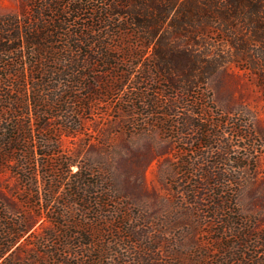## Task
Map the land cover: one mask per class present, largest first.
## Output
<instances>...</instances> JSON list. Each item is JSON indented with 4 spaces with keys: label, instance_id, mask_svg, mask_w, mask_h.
I'll use <instances>...</instances> for the list:
<instances>
[{
    "label": "rangeland",
    "instance_id": "374dc122",
    "mask_svg": "<svg viewBox=\"0 0 264 264\" xmlns=\"http://www.w3.org/2000/svg\"><path fill=\"white\" fill-rule=\"evenodd\" d=\"M88 1L91 6L98 3V7L99 2L102 7L110 2ZM50 2L0 0V18L14 15L23 20L30 11L35 21L27 22L25 29L46 23L51 26L57 15L46 9ZM60 17L71 21L66 13ZM85 23L61 24V28H66L63 30L50 27L48 33L55 40V47L72 46L73 32H83L79 26ZM116 28L117 21L113 16L112 25H105L103 29L98 27L100 32H91V37L107 48L96 46L91 51L87 48L88 59H95L98 65L95 72H79L82 76L93 77L92 80L81 78L80 83L85 86L82 95L87 96L89 83L94 86L105 83V68L95 51L101 49L102 53L115 58L122 57V53L113 50L117 41ZM208 43L213 45L210 50L209 45L203 43L195 48L196 51L208 55L209 60L228 59L230 55L226 48L213 41ZM93 45L90 42V46ZM141 50L143 58L135 65L127 61L110 62L112 67L123 73L128 71L130 76L125 83L112 82L109 76L108 82L113 83V88H121L114 90L106 101H94L90 112L63 116L53 110L58 113L57 117L44 115L22 119L30 126L28 144L22 150L25 152L32 147L35 151L33 161L37 164L38 194H32V203H23L21 200L29 193L20 181V172H14L13 162L0 168L1 216L14 220L33 219L27 234L9 250L7 261L1 259L0 264H52L49 256L61 250L56 239L59 234V226L54 221L57 214L64 212L69 220L79 219L76 209L65 212L60 205L44 202L45 176L42 172L45 168L40 164L50 162L44 155H50L48 144L56 142L58 145L53 157L50 155L51 159L63 162L69 159L77 166L91 165L98 177L107 181L113 190V236L104 238L110 251L104 253L98 263L89 259V255L97 254V250L85 248L73 240L71 251L60 252L58 264H264V98L257 86L260 83L257 75L227 62L194 82L205 94L203 116L188 112L191 109L188 102L192 100L188 98V102L178 106L174 113L163 117L159 113L150 114L154 107L150 106L149 99L155 91L163 89V84L159 83L166 82L143 81L141 70L153 62L147 50ZM26 52L27 49L22 54ZM82 55L85 53L76 56L82 60ZM4 60L5 64L20 62L15 54ZM1 67L2 64L0 75L5 71ZM6 86L7 83H0V97H5ZM14 94L15 89L8 97ZM140 96H144L141 99L144 102H140ZM158 99L155 106L166 109L169 105L166 98L160 95ZM7 107V103L0 102V110ZM73 109L77 110L76 107ZM8 116L1 114L0 118ZM161 119L173 128L163 131ZM188 122L207 127L205 134L192 129L181 133V125ZM60 125L65 128L61 129ZM5 127L7 124L2 122V128ZM42 135L47 142H40ZM200 139L209 145H200ZM71 169L75 171L77 167ZM215 181L224 183L222 191L219 185L212 186ZM224 199L232 201L228 210ZM64 200L65 197H61L59 202ZM89 219V215L83 217L85 222ZM230 222L240 224L239 232L248 235L238 239L231 237L237 231L228 230ZM127 229L133 230L134 238L139 242L128 244L123 240L127 237ZM69 230L76 235V229ZM240 239L250 248L239 246ZM145 248L150 253H140Z\"/></svg>",
    "mask_w": 264,
    "mask_h": 264
},
{
    "label": "trees",
    "instance_id": "16d2710c",
    "mask_svg": "<svg viewBox=\"0 0 264 264\" xmlns=\"http://www.w3.org/2000/svg\"><path fill=\"white\" fill-rule=\"evenodd\" d=\"M103 1L107 2V0ZM88 2V0H51L46 9L54 11L57 15L56 21L51 26H47L46 23L37 28L25 29L24 25L27 22L35 21L30 16V11L27 12L28 17L23 20L14 15L0 18V64H2L1 68L5 69L0 75V83L3 82L4 85L7 83L5 97L1 96L0 102L8 105L7 108L0 110V116L9 114L4 119L0 118L1 128L2 122L4 125L7 124L0 134V168L8 167V162H13L14 172H17L16 174L20 172L18 174L20 181L25 187L27 186L25 189L29 193L21 200L23 203H32V194H38V181L35 178L37 164L33 161L34 149L30 147L25 149V152L22 150L28 144L27 134L30 128L22 119L25 117L35 119L44 115L57 117L58 113H53V110H58L64 114L63 116L74 113L79 116L83 112H90L94 101H106L114 90L121 88H113V83L108 82L109 76V79L115 83H125L130 76L128 71L123 73L124 71L112 67L111 61H127L135 65L143 58L141 49L147 50L153 64L141 70L143 81L153 82L152 84L166 82L159 83V85L163 84V89H158L150 97V106L154 107L150 110V114L159 113L165 117L166 114L174 113L178 106L191 98L192 100L188 102L191 109L188 112L197 117L203 116L206 111V106L203 104L205 94L196 87L198 83L194 82L204 75L212 74L227 62L254 72L260 82L257 86L264 98V0H110L104 7L100 2V7L98 3L91 6ZM63 13L68 14L71 21L64 18L61 20L60 15ZM113 16L117 21V41L116 45H113L114 48L112 46L109 48L122 53L121 58L102 53L101 46L104 45L91 37V32H100L98 27L103 29L105 25H112ZM78 21L86 23L79 26L80 29L83 28V32H73L75 35L72 36V46L55 47V40L48 33L51 32L49 28L58 30L61 24L63 26ZM63 29L66 28L60 30ZM89 40L94 44L92 47ZM208 40L226 48L230 55L228 59L221 57L209 60L208 55L198 53L195 48L203 43L205 46L209 45V50L213 47ZM96 46L101 48L99 52L94 53L101 58V66L105 68L103 71L106 75L105 83L101 86L89 83L87 85L89 91L85 96L82 95L85 86L80 83L81 78L92 80L93 77L90 78L88 74L82 76L79 72L81 70L95 72L98 61L88 59L86 50L88 48L91 51ZM25 49L27 52L23 55ZM80 53H85L84 56L82 55V60L76 56ZM14 54L20 62L5 64L4 57ZM10 85L13 86L12 90L15 89V94L8 97V93L12 91L9 89ZM159 94L169 103L166 109L155 106ZM143 97L140 96L139 99H144ZM62 106L66 108L63 110ZM63 119L64 117H61V120ZM163 120L160 121L163 131L173 128ZM59 127L65 128V125ZM181 128V133L192 129L205 134L207 127L197 122L196 124L188 122L181 125ZM47 140L45 135H42L40 142L45 143ZM199 143L203 146L209 145L201 139ZM56 145L57 142L48 144L52 157ZM50 155H44L50 159V162L40 164L45 168L42 172L45 176L44 202L46 205L52 203L60 205V209L65 212L76 209L79 213V219L74 220H69L64 212L57 214V219L54 221L59 226L56 239L61 250L54 251L49 256L52 259L51 263L61 262L58 259L60 252L71 251L70 242L73 240L85 248L93 247L94 251L97 250V254L91 253L89 259L99 263L103 254L110 251L109 243L105 244L104 238L113 236L111 185L98 177L91 165L77 166L69 159L64 162L58 161L51 159ZM72 166H76L77 169L73 171ZM216 185L221 187V191L223 190V182L215 181L212 186ZM61 197H65V200L60 203ZM36 199L41 198L36 197ZM224 202L228 210L232 201ZM30 207L33 208L34 205ZM88 215L91 219L83 221V217ZM32 222L33 219L14 220L9 217L4 219L0 213V260L7 261V253L27 234L28 226ZM229 224H227L229 231H237L230 235L231 237L238 239L242 235H248L239 232L240 224L231 222ZM69 228L76 229V235ZM125 234L127 237L123 240H126V243L139 242L135 240L133 230L127 229ZM238 241L241 242V239ZM239 246L250 248L246 242H241ZM146 251L150 253L148 248L140 253L146 254Z\"/></svg>",
    "mask_w": 264,
    "mask_h": 264
}]
</instances>
